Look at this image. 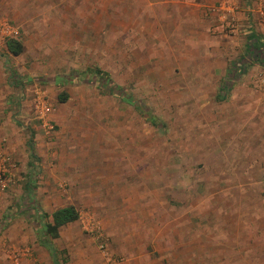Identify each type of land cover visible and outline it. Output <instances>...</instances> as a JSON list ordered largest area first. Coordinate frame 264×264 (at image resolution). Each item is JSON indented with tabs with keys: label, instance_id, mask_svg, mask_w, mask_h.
Returning a JSON list of instances; mask_svg holds the SVG:
<instances>
[{
	"label": "rangeland",
	"instance_id": "374dc122",
	"mask_svg": "<svg viewBox=\"0 0 264 264\" xmlns=\"http://www.w3.org/2000/svg\"><path fill=\"white\" fill-rule=\"evenodd\" d=\"M130 1L0 0V141L8 159L0 184V264H123L131 254L140 260L133 246L142 247L144 236L137 233L163 220L109 213L150 208L157 215L162 207L148 201L162 200V190L167 211L203 213L200 235L225 233L227 247H216L214 264H264V64L249 56L253 27L243 34L230 21L215 32L175 26L168 17L162 27L150 26L143 10L126 8ZM225 35L246 41L233 58ZM10 39L22 44L21 54L8 53ZM242 63L243 73L258 65L263 84L261 104L252 94L241 109L230 99ZM221 64L227 75L211 81ZM97 72L115 94L80 80ZM49 84L51 97L41 88ZM218 97L226 99L214 103ZM40 103L50 108L46 125L36 114ZM65 206L75 207L78 219L44 235V224ZM219 210L223 217L215 216ZM209 213L213 219L205 218ZM192 222L180 220V227ZM131 230L134 237L124 240ZM172 237L179 244L184 236ZM146 250L147 263L164 264Z\"/></svg>",
	"mask_w": 264,
	"mask_h": 264
},
{
	"label": "crops",
	"instance_id": "0c3cea01",
	"mask_svg": "<svg viewBox=\"0 0 264 264\" xmlns=\"http://www.w3.org/2000/svg\"><path fill=\"white\" fill-rule=\"evenodd\" d=\"M205 6H208L207 9L209 8V10H211L212 8L213 12L211 11L209 13L206 12L207 9L205 8ZM155 7H157L160 10V13L158 14H155L153 12L147 13V11L154 10ZM126 8L132 10H143L144 18L145 19L148 18L152 20L151 24H149L150 26L157 25L162 27L163 25L162 22H165V20L168 17L169 19L174 21L172 22V24H174L175 26L176 25L178 26L206 25L207 27H211L212 31L220 32L224 25L228 26L230 21H234L236 28L241 33H243V31L246 32L247 29H249V27H253L252 30L255 35L254 37H256V38L250 37L253 38V40L251 41L253 44L256 42V40L264 42V0H249V4H247V0H207L205 3L204 0H142L141 3L138 2V0H131L130 2H128ZM187 9L188 10L191 9L194 12L192 16H189L190 14H186L185 16L182 14L181 11H186ZM176 11H179L178 14L175 13ZM146 25L147 23L144 24V26ZM208 30L210 29L208 28ZM222 37L228 38L227 41H229V45L232 48V50H230L231 52L226 50V55L231 58H233V56L235 57V53L238 51L237 47L241 46V42H246L241 38L242 36L239 37L236 35H232L228 37L225 35ZM257 67L258 65L257 66L253 65V67L250 66L248 71L245 72L246 74L243 73L244 70L242 71L241 69H239V71H236L238 77L244 74L245 75L240 78L237 77V80L233 85L234 97L230 99L231 105L237 107L239 106V108L242 109L246 104L250 103L252 94L255 104H261L262 97L260 96H262V94L258 90V88H261L260 84H263V79H259L258 77L260 76H257V73L258 72L261 73L263 71L261 68H257ZM210 73L212 76L211 81L214 78H216V81H220L221 78L227 75L226 64H221L220 66H216L215 69ZM41 88L45 91L46 94L49 95V97H51L54 93V88L51 87L50 84L45 85L44 86L45 89L42 86ZM62 89H65V87L60 86V90ZM214 91H216L215 85H214ZM216 93L217 92H215L214 96H216ZM224 99L220 97L215 98L214 103L215 101H217V103L221 102ZM241 109H237L235 113L237 114L241 112ZM261 110L262 108L260 106L259 115H261ZM206 111H207L206 114H210V112L212 111L208 107V104ZM22 117L24 116L22 115ZM214 119H216V117ZM233 120L241 121L239 117H235ZM40 122L42 121L40 120ZM162 193H163L162 200L161 198L155 199L154 197H151L150 200L148 199L149 200L148 202H151L152 204H157L158 207L159 206L162 207V212L160 210V213H158L157 215H155L150 208L139 212H135L134 210L126 211V214L124 211H112L111 213H109L114 215L115 218H123L122 215H127V218L129 217L134 218L135 215H137L139 217L140 216L143 217L144 219L146 218L156 219L155 223L157 224L159 223L158 221L160 218L163 220L162 223L160 224L161 225L160 228L156 224H151L150 226H148L150 223L149 224L147 222L144 223V228L142 232L137 233L144 236V244L142 247H138V248H135V246H133V249H139L141 251L143 258L139 257L138 259L140 260H135L133 262L134 259L131 258L135 256L134 254H131L128 255L129 257L126 260L127 262H124L123 264H148V263L151 264V262L149 261L147 263L148 259L146 260L147 258L146 249L149 248H153L158 253V255H160L158 259L155 260V262L160 260L164 264H182L184 263L183 262L184 260L194 259V258L195 259L205 258L207 263L210 262V264H214L215 263L214 261L216 259V255H215L216 247L217 248L227 247L224 244L226 240L224 236L225 233L222 234L223 235L222 237H219V236H215V233L213 231H209L207 229L206 232L202 231L205 234V236L203 237V235H200V231L198 227V219L204 218L203 213H200L193 208H184L179 210H173L171 208V210L167 211L166 209L168 208L167 207L168 203L166 202L167 200L166 194H164L163 190ZM187 196L185 197L186 199ZM208 200L209 199H203L202 201L208 202ZM185 201L186 200H184L183 202L186 203ZM146 205L147 207L149 206L148 203ZM132 207H134V203H132ZM224 211L219 210V214L215 216L219 218L223 217ZM213 215L212 213H209L205 218L213 219L214 218ZM108 216L103 214L101 215V218H106ZM114 217L112 216V218ZM180 220H183V222L186 220H190V223L192 221L193 222L190 225V227L181 228ZM211 224H215V222H212ZM126 228L127 229L129 228V225H127V223H126ZM106 230H107L106 232H109L108 231L110 230L109 227H107ZM125 232L127 233L126 239H124L126 241L130 239L131 236L130 234L132 232H133V237L135 235V232L133 230L125 231ZM173 233L174 234L179 233V235L181 234L184 236L181 238L182 241L179 244H176V242L173 241L172 239ZM187 234H189L193 238H196L195 244L192 245L191 243L192 240H188ZM201 244H203L206 247V249L204 248L203 250H196L198 245ZM178 246H181L182 251H184L182 255L176 253ZM194 250L196 251L194 252ZM199 251H201V253H199ZM202 252H204V254ZM82 264H86V263L82 261Z\"/></svg>",
	"mask_w": 264,
	"mask_h": 264
},
{
	"label": "trees",
	"instance_id": "16d2710c",
	"mask_svg": "<svg viewBox=\"0 0 264 264\" xmlns=\"http://www.w3.org/2000/svg\"><path fill=\"white\" fill-rule=\"evenodd\" d=\"M259 42L260 41H257V43H254L253 45L251 44L252 46L250 47L249 56H250V59L254 61L259 60L260 65H263L264 64V49H263L264 45H262ZM5 45H6V49L8 53L14 56L19 55L23 50L22 44L13 39L8 40ZM243 68H244V65L242 63L240 65H237L236 70L239 71V69H243ZM79 75L82 76V79H80L81 81L85 80V81L92 82V83L97 82L96 84H98L97 86L99 87L101 92L115 94L117 87L112 84L111 80H109L107 75H105L104 73H101V72L94 73L92 75L93 78L91 79L89 76L86 77L84 74L83 75L79 74ZM74 77H76V75ZM237 77L238 76L236 74L235 79H237ZM72 78H73V75L71 77L67 76L65 81L70 80ZM77 79H78V76H77ZM66 97L67 96L63 93L62 96L59 97V99L63 102L66 99ZM149 118H150L151 124L156 125L155 119L152 118L151 116H149ZM31 155L33 156V153ZM43 216L44 215H42V217ZM51 217H52L51 223L44 224L43 232H44V235H50L51 237H53L55 235L54 234L55 231H57L59 228L67 224L75 222L78 219V213L75 207L65 206V207L55 210L52 213ZM46 246L49 247L51 250L53 248L51 244H46Z\"/></svg>",
	"mask_w": 264,
	"mask_h": 264
},
{
	"label": "built area",
	"instance_id": "2783aa9c",
	"mask_svg": "<svg viewBox=\"0 0 264 264\" xmlns=\"http://www.w3.org/2000/svg\"><path fill=\"white\" fill-rule=\"evenodd\" d=\"M40 106V107H39ZM37 107L36 111L39 116V119L43 122V124H47V116L50 113V108L45 105L44 103H40ZM8 159L6 158L4 147L2 146V143L0 141V184L4 183L5 179L4 176L7 172L6 164Z\"/></svg>",
	"mask_w": 264,
	"mask_h": 264
}]
</instances>
